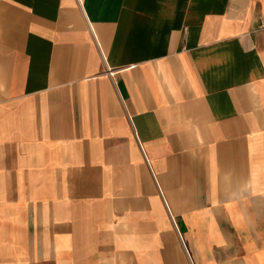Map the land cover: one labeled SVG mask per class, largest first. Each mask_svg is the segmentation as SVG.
Segmentation results:
<instances>
[{
  "label": "crops",
  "instance_id": "0c3cea01",
  "mask_svg": "<svg viewBox=\"0 0 264 264\" xmlns=\"http://www.w3.org/2000/svg\"><path fill=\"white\" fill-rule=\"evenodd\" d=\"M0 264H264V0H0Z\"/></svg>",
  "mask_w": 264,
  "mask_h": 264
}]
</instances>
